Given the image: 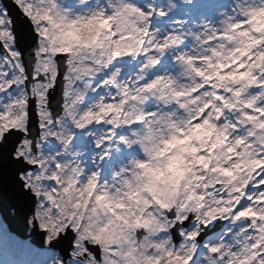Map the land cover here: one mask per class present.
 Segmentation results:
<instances>
[{"label": "snow or ice", "instance_id": "1", "mask_svg": "<svg viewBox=\"0 0 264 264\" xmlns=\"http://www.w3.org/2000/svg\"><path fill=\"white\" fill-rule=\"evenodd\" d=\"M0 264H264V0H0Z\"/></svg>", "mask_w": 264, "mask_h": 264}]
</instances>
